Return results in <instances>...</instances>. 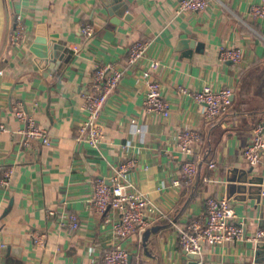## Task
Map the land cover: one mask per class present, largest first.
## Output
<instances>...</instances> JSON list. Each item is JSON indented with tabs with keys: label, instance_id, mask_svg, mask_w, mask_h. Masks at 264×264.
Wrapping results in <instances>:
<instances>
[{
	"label": "crops",
	"instance_id": "1",
	"mask_svg": "<svg viewBox=\"0 0 264 264\" xmlns=\"http://www.w3.org/2000/svg\"><path fill=\"white\" fill-rule=\"evenodd\" d=\"M113 0H0V167L13 169L11 183L0 185V264H93L117 241V212L93 207L97 178L111 182L129 144L137 163L125 176L149 199L148 221L122 245L138 264H192L182 250L171 220L204 216L207 196H227V171L249 168L264 175L260 161L249 164L244 148L264 121V16L255 18L249 6L259 0H210L203 12L179 15L180 0H126V13L113 9ZM131 17L126 19L127 13ZM24 16V35L10 41L16 14ZM93 23L86 38L83 22ZM68 48L61 65L45 75L30 47L39 26ZM150 40L143 64L159 61L154 74L162 80L163 97L172 104L165 117L148 111L138 67L129 70L106 103L100 145L79 137L85 118L84 94L89 90L97 60L123 61L135 39ZM193 40L185 46L184 40ZM223 44L244 49L241 68L221 61ZM210 84L231 87L233 104L224 115L204 120L205 106L192 93ZM181 86L188 91L182 92ZM23 101L37 125L47 130L50 144L31 138L21 143L14 105ZM197 128L201 138L188 155L177 148L176 134ZM198 161L197 174L180 180L186 158ZM210 161L216 163L211 167ZM243 236L204 245L197 264H228L254 260L257 230L264 228V196L245 201L228 197ZM55 213L48 215V209ZM75 213L79 226H67ZM246 227V232L244 228ZM33 232L43 234L36 245Z\"/></svg>",
	"mask_w": 264,
	"mask_h": 264
},
{
	"label": "built area",
	"instance_id": "2",
	"mask_svg": "<svg viewBox=\"0 0 264 264\" xmlns=\"http://www.w3.org/2000/svg\"><path fill=\"white\" fill-rule=\"evenodd\" d=\"M210 0H180L176 11L182 15L189 11L203 12L208 7ZM253 17L264 16V0L253 2L249 6ZM25 21L21 13L16 14L15 24L11 30L10 41L17 46L24 35ZM80 31L86 38L94 33L93 23L85 21ZM151 41L141 38L135 39L127 47V55L123 61L105 62L97 60L94 65L92 81L89 90L84 94L83 109L85 118L79 125V137L90 145H100L104 134L103 112L109 98L119 87V84L129 70L139 68L145 87L144 104L148 111L161 114L165 117L172 112V104L163 97L162 80L154 74L158 68L159 61L151 59L147 66L143 60L147 58ZM219 52V59L231 60L234 65L241 68L244 56L243 47L223 44ZM182 92L188 89L181 86ZM234 91L231 87L215 88L210 84L195 90L193 98L205 106L203 111L204 120H214L224 115L233 102ZM16 116L19 122L24 125L19 128L21 143L31 145V138H41L44 143L50 144L51 137L46 129L37 125L33 115L28 114L23 107V101H16L14 105ZM7 130L4 122H0V133ZM201 138L197 128L187 127L179 130L176 134V144L182 154L188 155L192 146ZM251 140L244 148V157L249 164L255 165L260 161V155L264 151V121L254 130ZM122 159L111 178V182L99 177L94 185L93 207L96 211L105 212L109 208L117 212V219L114 222V233L117 235L116 243L110 248L104 249L100 257L93 264H138L131 258V253L122 245L134 231L144 229L148 217L146 215L149 206V199L134 185L125 174L131 171L137 160L130 155L128 143L122 145ZM211 167H216L214 161H210ZM199 169L196 159L188 157L181 165L180 180L189 182L194 178ZM13 169L0 167V185L11 183ZM54 209H48V215L54 214ZM204 216L191 217L188 221L179 222L171 220L175 233H177L179 244L186 253H201L204 245L220 244L227 241H234L243 236L242 227L236 221L234 206L227 196L209 195L206 199V210ZM66 223L70 229L79 226V219L75 213L68 215ZM36 245L44 246V236L33 232ZM264 237V228L257 230L255 240ZM228 264H255L254 260L246 262H229Z\"/></svg>",
	"mask_w": 264,
	"mask_h": 264
},
{
	"label": "water",
	"instance_id": "3",
	"mask_svg": "<svg viewBox=\"0 0 264 264\" xmlns=\"http://www.w3.org/2000/svg\"><path fill=\"white\" fill-rule=\"evenodd\" d=\"M113 9L119 15L126 13L129 4L126 0H113ZM131 13H127L126 19L131 17ZM37 36L32 43L30 49L38 56L40 67L47 69L45 75L55 72V67L61 65L66 53L69 51L65 43L57 41V35L48 36L44 25L39 26ZM193 40H184L185 46L191 50ZM253 166L249 168L231 167L227 171L226 193L228 197L234 196L235 199L245 201L247 198L261 200L264 196V175L250 174ZM246 227L244 228V231ZM246 232V231H245ZM254 262L255 264H264V237L255 242ZM189 256L194 259L192 264H197L201 257L200 253L190 252Z\"/></svg>",
	"mask_w": 264,
	"mask_h": 264
}]
</instances>
